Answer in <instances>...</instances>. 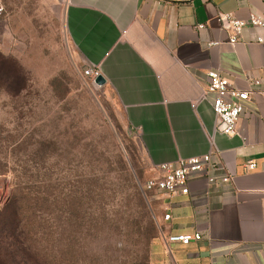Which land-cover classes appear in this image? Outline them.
<instances>
[{"label":"crops","instance_id":"0c3cea01","mask_svg":"<svg viewBox=\"0 0 264 264\" xmlns=\"http://www.w3.org/2000/svg\"><path fill=\"white\" fill-rule=\"evenodd\" d=\"M54 1L63 5L74 53L85 65H99L151 169L149 177L161 174L162 162L213 146L232 176L226 186L192 178L187 193L149 190L159 225L151 263L264 264V94L252 92L253 112L238 119L234 134L214 131L211 102L198 99L211 68L239 88L260 78L264 89V41L249 39L255 30L246 27V39L230 43V31L218 19L219 12L243 19L251 11L264 15V0ZM249 159L253 168L245 165ZM196 230L202 237L187 244L170 238Z\"/></svg>","mask_w":264,"mask_h":264},{"label":"rangeland","instance_id":"374dc122","mask_svg":"<svg viewBox=\"0 0 264 264\" xmlns=\"http://www.w3.org/2000/svg\"><path fill=\"white\" fill-rule=\"evenodd\" d=\"M48 2L0 4V51L25 76L0 89V206L15 199L45 264H152L151 169L113 92L82 74L62 3Z\"/></svg>","mask_w":264,"mask_h":264},{"label":"built area","instance_id":"2783aa9c","mask_svg":"<svg viewBox=\"0 0 264 264\" xmlns=\"http://www.w3.org/2000/svg\"><path fill=\"white\" fill-rule=\"evenodd\" d=\"M2 7L0 6V13ZM218 19L223 26L230 31L229 42L235 43L245 40L242 36L244 28L249 27L255 30L251 40L264 41L262 30L264 29V15L257 11H251L245 19L238 18L229 12H219ZM202 26V24H198ZM82 74L94 81V78L101 74L100 67L96 63H87ZM207 83L202 87L198 99H208L211 102L214 112V131L226 134L237 132V122L242 115L249 116L253 112L251 107L252 92L257 91L264 94V89L260 87V78H250L248 88H239L233 85L228 76L218 69H208L205 72ZM213 145V136H209ZM214 147V146H213ZM192 156L179 157L175 161L162 162L159 165L161 174L149 177L143 182L145 190H158L165 193H187L189 191L188 182L190 179L203 176L207 182L214 186H226L231 183L232 176L228 173L220 152L216 148ZM249 168L255 166V162L249 159L245 162ZM169 212L164 214V218L169 217ZM202 237V232H182L171 235V239L180 240L187 244L192 240Z\"/></svg>","mask_w":264,"mask_h":264},{"label":"trees","instance_id":"16d2710c","mask_svg":"<svg viewBox=\"0 0 264 264\" xmlns=\"http://www.w3.org/2000/svg\"><path fill=\"white\" fill-rule=\"evenodd\" d=\"M0 65L7 67V72H0V89L12 91L24 86V72L15 59L0 51ZM15 202L14 198L8 197L0 206V263L45 264L40 251L36 249L35 253L30 244L24 243L27 231H24L25 224L19 217Z\"/></svg>","mask_w":264,"mask_h":264},{"label":"water","instance_id":"95a60500","mask_svg":"<svg viewBox=\"0 0 264 264\" xmlns=\"http://www.w3.org/2000/svg\"><path fill=\"white\" fill-rule=\"evenodd\" d=\"M94 81L97 84H103L105 82V78L102 74H99L94 78Z\"/></svg>","mask_w":264,"mask_h":264}]
</instances>
